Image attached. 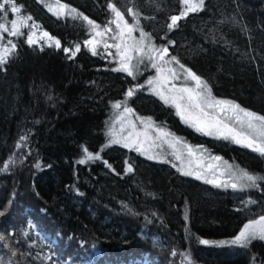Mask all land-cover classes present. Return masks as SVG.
I'll return each mask as SVG.
<instances>
[{
  "label": "trees",
  "instance_id": "obj_1",
  "mask_svg": "<svg viewBox=\"0 0 264 264\" xmlns=\"http://www.w3.org/2000/svg\"><path fill=\"white\" fill-rule=\"evenodd\" d=\"M60 1L76 12L14 0L18 14L54 40L29 44L23 29L0 65V230L12 231L0 232V264H264L263 241L230 243L244 222L264 214V179L217 186L225 184L109 141L130 107L254 176L264 177V155L193 130L146 89L151 70L129 76L101 49L93 54L86 43L93 26L83 19L101 26L108 5L118 6L148 46L167 47L174 65L201 77L214 97L264 115V0H204L171 29L182 0ZM84 149L100 159L79 163Z\"/></svg>",
  "mask_w": 264,
  "mask_h": 264
},
{
  "label": "rangeland",
  "instance_id": "obj_2",
  "mask_svg": "<svg viewBox=\"0 0 264 264\" xmlns=\"http://www.w3.org/2000/svg\"><path fill=\"white\" fill-rule=\"evenodd\" d=\"M44 1L47 3L49 7L52 8L53 12L55 13L61 12L59 5L64 4L62 1L60 0H44ZM3 2L4 0H0V3ZM192 3L197 4L195 0H192ZM182 5L184 7L182 8V10H184L187 7V5H184L183 2ZM114 6L124 15V19L128 22V24L134 26V22L129 21L124 11L118 6L116 5ZM9 9H11V5L6 4L5 10H0V24H3L8 29V31H3V29H0V55L4 54V50L6 48L10 50L13 49V45L14 48L16 47L18 36L22 34L23 29L25 30L24 32L27 39L31 37V39L34 41L42 40V42H52L54 40V38L49 34L48 36H44L43 34L46 31L40 29L35 24L34 21H32L31 19H27V17H22L18 13H14V12L10 13L11 10ZM69 10L70 7L68 6V8L63 10V12L64 13L69 12ZM108 13L109 14L106 21H104L103 24L99 26V28L96 29L93 28L92 34L90 35L89 38V40L92 41V43L88 44L90 48L101 49L103 53H106L109 56L108 57L109 60L113 61V64H115V66L120 67V55L117 51V48L114 45L121 44V49L124 48L125 44L129 47H142L143 48L142 52L137 53L133 51L131 53V55L133 56L131 63L132 65L135 66L134 72H136V74L146 75L148 71L150 70L152 71L148 75L147 79L144 80L145 84L148 85L146 89H148L151 92H153L152 91L153 88H156L157 90L162 89L164 93L168 95V94H174L169 92V90L172 88L173 85H175L177 88L184 86L194 87L193 81L185 80L184 78L185 77L184 69H188V68L184 67V69H182L178 65H174L173 61H171V59L167 55L164 57L163 60L159 59L158 50L167 47L152 49L150 46H148L149 39L147 35L143 38L142 43L139 44L137 43V41H141V37H139L140 34L137 35V33L135 32V26H134V31L131 33V37H129V35L125 31L123 43H122L120 38L118 37L119 30L116 28V24L112 23V21L116 20L115 13L109 8V5H108ZM174 16H177V14ZM13 21H16L17 23V28L20 33L18 35L10 34L12 31L15 30L13 28V23H12ZM106 28L111 29V31H105ZM97 32H101L103 33V35H97L96 34ZM49 37H51L52 39H49ZM113 37H117V38L113 39ZM105 45H108V47H105ZM153 63H155L158 68H163L164 71L158 73L157 68L152 67ZM168 69L175 70L179 78L172 79L170 73L168 72ZM162 76L169 77L168 83L166 85L159 82L154 83L152 85H149L147 83L149 79L158 78ZM136 87L138 86L136 85ZM216 98L223 100H230L221 97H216ZM235 103L238 104L237 102ZM173 107L175 108V106ZM175 110L177 112L176 108ZM214 115L219 116V118L229 127L235 128L237 131H243L244 133H247V129H241L238 124H236L232 119H229V117H231L232 115L230 112L220 113L219 110H216ZM137 117L148 118L147 116H143L140 112L135 110H133L131 114L125 112L122 115H120L114 121L113 133H111V135H113L112 140L113 139L119 140L120 143L122 144L124 143L131 144L133 141H135V145L132 146L133 148L140 147L141 148L140 152L148 157L152 156L154 159H159L161 161H170L173 165H175V168L181 174H183L184 171H191L193 175L190 176H197V174H199L203 179L213 180L221 184L235 183L237 185H241V182L245 181V179L243 178L241 179V170L244 169L243 171L246 170V172L249 173V171L245 167L241 166V168H238L237 166H233L231 164L228 165L223 159L217 156V154H213L207 150H204L202 146L195 145V143L193 142H191L192 144L183 142L180 139L183 138V136L178 133L177 135L180 136L179 138L180 142L176 143L174 140L175 137L173 135L165 137L162 136L159 131H157V129H162L163 127H160L158 124H156L155 119L149 117L155 124L153 123L151 127H146V125L142 124L141 121L137 119ZM186 124L190 126L189 123ZM190 127L193 130L197 131L195 127L192 126ZM169 129H172V127H169ZM165 132L168 133V131ZM129 133H131L132 135L129 136ZM199 133L204 134L203 132H199ZM209 136L225 139L223 136H220L218 132H215V130H213V135H209ZM227 140H232V139L228 138ZM238 145L243 146L242 144H238ZM189 148L192 150L193 153L192 155H189ZM239 153H237L236 155H239V158L242 159ZM177 156H180V159H177L176 158ZM13 157L15 159V156ZM216 157H219L220 159L217 160L215 159ZM1 213L3 214V212H0V214ZM262 216H264V214L260 216H256L255 218H252L244 222L243 225L237 231L236 235L233 237V239L240 233V231L244 228L246 224H249L251 221L254 220H259L260 217ZM0 232L4 233L5 238H7V236L11 235L12 233L11 229L8 226L4 227V231L0 230ZM253 240L254 241L259 240L264 242V240L255 238V239H251L249 243H251ZM8 242L10 243L9 239ZM3 246L7 247V241L4 240Z\"/></svg>",
  "mask_w": 264,
  "mask_h": 264
},
{
  "label": "snow or ice",
  "instance_id": "obj_3",
  "mask_svg": "<svg viewBox=\"0 0 264 264\" xmlns=\"http://www.w3.org/2000/svg\"><path fill=\"white\" fill-rule=\"evenodd\" d=\"M184 5H187V7L180 13L178 16H172L171 17V23L168 25L169 29L174 27L179 19H181L183 16L187 15L189 12L197 11L198 9L202 8L204 4V0H199V4L192 3V0H182ZM9 4L11 5V11L14 13H19L21 11L20 7H17L14 3V0H4L3 3H0V10H5V5ZM61 12L56 13L57 15L62 14L63 10L68 8L67 5L60 4L59 5ZM109 8L115 13L116 20L112 21V23L116 24V28L119 30L118 37L120 38L121 42L123 43L124 33L125 31L131 37V33L134 31V26L129 25L128 22L124 19V15L116 9V7L112 4H109ZM49 11H52V8L49 7ZM75 9H70L69 14L75 13ZM128 13L135 15L132 13L131 9H128ZM82 15V14H80ZM27 19H31V17H27ZM83 19L88 22L89 25H92L94 29L99 28V25H96L92 20H90L88 17L83 16ZM23 22V19H22ZM122 22V23H121ZM13 28L15 29L10 34L11 35H18L20 34L17 28L16 21H13ZM0 29H3V31H8V29L3 25L0 24ZM105 31H111V29H105ZM97 35H103L101 32H97ZM44 36H48V33H44ZM147 34L141 32V41H137V43H142L143 38ZM117 37H113V39H116ZM49 39H52L49 37ZM35 41L29 37L28 43L32 44ZM55 46L57 48L60 47V41L55 40ZM11 43V42H9ZM87 44H91L92 41L86 42ZM117 48V51L120 55V67L117 69H114L115 71H122L127 73L129 76L134 77V65H132L131 61L133 59V56L131 53L133 51L139 53L143 51L142 47H129L125 44L124 48L121 49V44L114 45ZM105 47H108V45H105ZM14 48V45H13ZM79 46H76L75 51L71 52V56H75L76 52H78ZM10 50L5 49L4 54L0 55V65H3L7 62V54ZM64 51L67 53L70 50L64 49ZM159 51V59L163 60L164 57L168 54L167 48L160 49ZM93 54L95 53V49L93 48ZM172 60H175V57L172 58ZM179 63L178 61H176ZM153 68H157L158 73L163 72V68H158L155 63L152 64ZM182 69H184L183 65H180ZM168 72L171 75L172 79H178L177 73L173 69H168ZM185 72V80H191L194 82V87H180L177 88L175 85L172 86V88L169 90L170 93L174 94H168L166 95L162 89L157 90L156 88H153L152 91L155 95H157L165 104H172L177 109V115L181 117V119L185 123H189L190 126L195 127V129L199 132H203L205 135H213V130L215 132H218L220 136H223L225 139L231 138L235 143L242 144L245 147L251 148L253 151L259 152L261 155H264V115H259L255 112L249 111L247 109L242 108L239 104H236L234 101L230 100H223L218 99L212 95L211 88L209 87L208 83L201 79L198 75H196L194 72H192L189 69H184ZM169 77L168 76H162L158 78L149 79L147 83L149 85H152L154 83H162L166 85L168 83ZM138 87H143V85H140ZM136 89L132 88L129 89L126 93L127 97H131L134 95ZM126 103L124 102H117L113 104V107L116 109L121 108L122 104ZM216 110H219L220 113H226L230 112L232 115L229 117V119H232L236 124L240 126L241 129H247V133H244L243 131H237L235 128L229 127L227 124H225L217 115H214ZM132 109L128 107H124V112L131 114ZM141 121L142 124H145L146 127H151L153 125V122L151 121V118H141L137 117ZM131 123V122H130ZM157 131L160 132L162 136H170L171 133L165 132L163 129H157ZM132 134L129 133V136ZM176 143H179V138H174ZM112 143H120L119 140L113 139L109 141V144ZM135 145V141L130 143H124L123 146L128 148ZM108 146V145H106ZM137 151H141L140 147H136ZM85 152V159H81L79 163L83 164L88 160H95L100 159V156L98 154L93 155L92 153H89L87 149H84ZM192 150L189 148V155H192ZM149 159H152V156L148 157ZM177 159H180V156L176 157ZM215 159H220L219 157H216ZM107 163V162H105ZM175 167V165H173ZM7 165H5V168ZM39 167V165H37ZM127 171L131 172L132 168L131 166L128 167ZM184 175H193L191 171H184ZM197 179H201V175L197 174ZM241 178L246 179L247 181L251 182V185H255L257 180L264 179V177H257L252 174H249L246 171L241 170ZM208 183H216V181L208 180L206 181ZM217 186H223L228 187L229 185H220L217 184ZM232 188H236L237 184L233 183L230 185ZM259 238L261 240H264V216L260 217L259 220L251 221L249 224H246L244 228L240 231V233L232 240L230 243L233 244H240L242 246H246L251 239ZM201 243H209V241H201Z\"/></svg>",
  "mask_w": 264,
  "mask_h": 264
}]
</instances>
